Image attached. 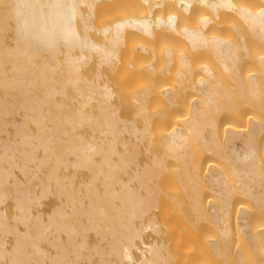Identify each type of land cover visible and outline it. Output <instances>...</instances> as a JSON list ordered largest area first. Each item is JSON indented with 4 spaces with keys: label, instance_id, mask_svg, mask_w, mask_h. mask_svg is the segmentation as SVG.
I'll return each mask as SVG.
<instances>
[{
    "label": "bare ground",
    "instance_id": "1",
    "mask_svg": "<svg viewBox=\"0 0 264 264\" xmlns=\"http://www.w3.org/2000/svg\"><path fill=\"white\" fill-rule=\"evenodd\" d=\"M253 51L264 0H0V264H264Z\"/></svg>",
    "mask_w": 264,
    "mask_h": 264
},
{
    "label": "rangeland",
    "instance_id": "2",
    "mask_svg": "<svg viewBox=\"0 0 264 264\" xmlns=\"http://www.w3.org/2000/svg\"><path fill=\"white\" fill-rule=\"evenodd\" d=\"M252 55L253 56H256V57H258V58H261L262 56H264V55H262V53H259V52H252ZM237 108H238V106H235V105H233V106H228L227 108H226V111L228 112V114L230 115V116H232V115H234V113L236 112V110H237ZM162 111V110H161ZM123 113L126 115V116H131L132 115V110L130 109V108H125V109H123ZM254 114V113H253ZM254 115H256V114H254ZM256 121H261V118L260 117H258L257 119L256 118H254ZM175 224H176V222H175ZM212 241V240H211Z\"/></svg>",
    "mask_w": 264,
    "mask_h": 264
}]
</instances>
